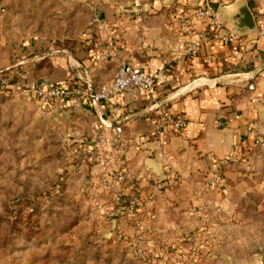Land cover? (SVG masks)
I'll list each match as a JSON object with an SVG mask.
<instances>
[{"label":"crops","instance_id":"0c3cea01","mask_svg":"<svg viewBox=\"0 0 264 264\" xmlns=\"http://www.w3.org/2000/svg\"><path fill=\"white\" fill-rule=\"evenodd\" d=\"M134 4L138 12L127 22L108 10L93 27L95 36L85 33L75 40L59 41L37 36L20 42L13 55L20 64L15 87L32 91L51 85L85 89L108 83L121 60L154 75L152 93L123 91L98 103L75 94L65 102L41 104L90 152L100 130L109 124L122 126L130 143L124 166L133 180L112 181L118 162L107 151L108 144L102 162L89 165V175L91 181L103 182L100 192L119 188L123 199L139 195L140 208L132 217L130 231L150 223L160 225L161 214L171 213L173 199L199 197L203 186L212 190L208 192H227L231 181L222 176V185L216 186L211 174L223 170L231 175L232 167L223 160L252 144L248 125L264 132V0H136ZM242 6L253 16L254 32L234 30L233 16ZM197 7L211 9L219 24L183 15ZM181 16L186 17L185 25ZM229 31L236 33L231 42L223 38ZM198 38H203L201 50L185 54L186 46ZM108 42L112 47L104 56ZM248 84L254 89L249 90ZM165 113L182 114L184 127L177 131L164 126L158 133ZM153 179L160 184L153 185ZM162 203L166 210L157 211L152 221L149 208Z\"/></svg>","mask_w":264,"mask_h":264},{"label":"rangeland","instance_id":"374dc122","mask_svg":"<svg viewBox=\"0 0 264 264\" xmlns=\"http://www.w3.org/2000/svg\"><path fill=\"white\" fill-rule=\"evenodd\" d=\"M135 1L0 0V264H264V132L256 129L262 140L252 139L239 162L227 164L230 176L222 170L231 181L227 192L203 186L199 197L171 199L169 214L163 203L152 206V221L163 209L160 225L130 231L132 194L100 192L103 182L89 175V165L98 164L88 161L90 150L32 90L16 88L20 42L95 36L108 10L134 19ZM107 151L115 169L125 167Z\"/></svg>","mask_w":264,"mask_h":264},{"label":"built area","instance_id":"2783aa9c","mask_svg":"<svg viewBox=\"0 0 264 264\" xmlns=\"http://www.w3.org/2000/svg\"><path fill=\"white\" fill-rule=\"evenodd\" d=\"M1 9V8H0ZM192 18L197 20H208L211 25H218V20L216 14L213 13L208 7H197L191 10L189 14ZM185 16H181L182 25H185ZM263 31H261L262 33ZM223 38L229 42L236 39V33L234 31H229L223 36ZM203 45V38H198L191 42L185 48V54L193 55L201 50ZM112 47V42H108L104 49V54L109 55V49ZM155 77L144 70H138L134 68L131 64L124 60H121L118 64V68L112 78L108 83H101L96 85L87 86L85 89L81 88H70L57 85H51L41 88H34L33 93L37 100L41 104L51 103L53 100L59 102H65L75 94H80L87 97L93 103H98L100 101L106 100L116 93L123 91L141 90L147 93H152L155 87ZM249 90H253L254 86L252 84L247 85ZM157 105H159L157 103ZM158 133L164 126L173 128L174 130L180 131L185 125V117L182 114H170L165 113L158 123ZM222 123L219 122L218 125ZM256 127L254 124L247 126V132L253 135L254 143H258L262 140L259 133L256 132ZM109 145V151H113L118 155V160L124 162L121 158H125L130 147L129 140L125 137L123 128L120 124H109L106 129L100 130L94 137L91 147L90 160H95L97 163L102 162L105 157V146ZM240 157L232 152L224 158L225 164H237ZM176 180H180L178 175H173ZM113 179L117 183H125L127 181L133 180V175L125 168L118 167L114 171ZM210 181L216 186L222 185V176L220 172H213L210 177ZM114 192H121L115 190ZM113 199L119 204L122 202V197L120 194H114ZM140 198L137 194H132L126 201V214L128 218L135 214L140 208ZM122 207H117L116 211L120 212Z\"/></svg>","mask_w":264,"mask_h":264},{"label":"water","instance_id":"95a60500","mask_svg":"<svg viewBox=\"0 0 264 264\" xmlns=\"http://www.w3.org/2000/svg\"><path fill=\"white\" fill-rule=\"evenodd\" d=\"M233 25L235 32L249 33L256 30V24L252 14L246 6H242L233 16Z\"/></svg>","mask_w":264,"mask_h":264}]
</instances>
